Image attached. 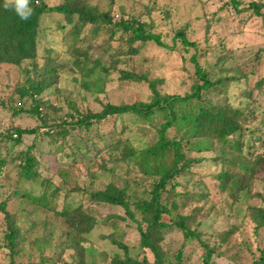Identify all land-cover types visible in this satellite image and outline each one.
<instances>
[{
  "label": "rangeland",
  "instance_id": "1",
  "mask_svg": "<svg viewBox=\"0 0 264 264\" xmlns=\"http://www.w3.org/2000/svg\"><path fill=\"white\" fill-rule=\"evenodd\" d=\"M44 1L52 6L62 0ZM82 1L108 12L113 20L139 19L146 31L160 36L163 45L129 43L121 30L114 27L111 31L112 25L95 31L86 24L76 33L62 14L49 12L40 20L37 57L19 65L0 64V158L6 159L0 174V204L5 203L24 235L18 254L12 255L0 208V264H81L76 250L60 243L66 223L41 203L56 210L81 205L95 217L97 224L82 242L85 264H111L115 255L124 256L125 249L133 258L153 262L150 250L139 246L136 223L118 218L126 216L122 207L91 202L89 192L112 183L126 185L130 200L147 195L154 177L142 172L133 160H118V152L113 154L106 144L117 139L138 149L153 144L164 116L158 113L143 119L128 113L93 122L89 128L73 126L71 121L100 111L105 103L148 101L147 80H158L161 93L190 92L196 81L193 59L210 80L221 82L205 90L202 99L178 106L180 118L169 129V137L191 132L195 110L208 100L240 107L247 117L241 134L230 137L240 144V150L229 144L200 153L185 150L191 162L163 198L175 199L173 217L177 213L191 216L188 226L195 234L184 237L173 228L161 244L171 261L178 254L180 264H251L264 254V226L257 225L250 212L251 206L264 207V167L249 178L250 186L244 190L231 182L222 189L218 176L222 169L245 175L246 164L264 152V15H257L249 5L253 1L261 4L264 14V0ZM178 30L193 44H183ZM47 61L57 68V83L35 101L29 94L22 95L26 79L34 78ZM122 71L144 79L122 78ZM55 125H60L63 134H56ZM16 127L37 131L21 135L14 143L5 135ZM47 127H53V136L45 133ZM103 133L105 140L99 137ZM29 147L39 161V176L33 180L19 177L13 158ZM220 155L232 162L221 161Z\"/></svg>",
  "mask_w": 264,
  "mask_h": 264
},
{
  "label": "trees",
  "instance_id": "2",
  "mask_svg": "<svg viewBox=\"0 0 264 264\" xmlns=\"http://www.w3.org/2000/svg\"><path fill=\"white\" fill-rule=\"evenodd\" d=\"M5 0H0V64L10 63L19 65L24 60H33L38 55V44L40 39V20L45 13L56 12L62 14L68 23L79 33L83 26L90 24L94 30L102 25H112L121 30L128 36L129 43L139 41L146 43L153 41L158 45H163L160 36L151 31H146L144 23L135 17L127 19L119 18L113 20L108 12L97 11L89 7L82 0H62L56 5L49 6L44 0H30L29 7L33 10L28 19H21L15 12L14 8L5 9ZM250 7L254 8L257 15H264L260 11L261 4L253 1ZM61 27L63 25L61 24ZM177 36L185 45H192L183 30L177 31ZM133 53L137 52V48H133ZM49 53L45 57L49 58ZM195 63L196 81L193 83L191 91L184 95L161 93L157 88L158 80H147L151 91L148 101L137 100L132 103H105L98 112H88L84 115L72 119V125H81L89 128L93 122H100L111 116L131 113L143 119H151L158 113L164 116L157 127L156 140L153 144L143 148H136L128 141L117 139L115 142L106 144L113 154L117 151L116 158L121 161L133 160L134 164L139 165L142 172L146 175L154 177V181L148 193L144 197H135L130 200L127 193V186L118 187L112 183H108L102 189H96L89 192V200L96 203H106L122 207L125 217L136 223L139 232V246L147 248L153 255V262L149 263L146 258L138 260L128 255L125 249L124 256L115 255L111 264H180L178 254L175 261H171L167 253L162 247L164 235L171 229L177 228L183 232L184 237H190L195 234L188 226L190 215L177 213L174 217L171 215V208L176 207V201L171 202L163 198L165 193L175 188L177 184L174 179L178 174L185 171L191 162L186 157V151L203 152L210 150H220L225 148L227 144L236 150H240V144L237 141H230V137L241 134L243 123L246 115L240 107H234L224 102L222 104L207 101L204 105H198L195 110L191 132L182 133L179 137H169V129L180 118L178 114V106L182 103L191 102L193 100L202 99V93L211 87L220 83L210 80L208 75L202 68ZM50 61V60H49ZM47 61L45 66L39 71L34 78H27L25 84L21 87L22 95L29 94L37 100V96L43 94L58 81V71L54 65ZM35 68V66H34ZM122 78L140 81L144 77L132 72L122 71ZM37 111V109H34ZM39 113V112H38ZM182 116V115H181ZM65 123V121H63ZM60 125L54 128L57 135L63 134L59 132ZM36 128H20L16 127L12 132L5 135V138L18 143L20 136L23 134H34ZM53 127H47L45 133L53 136ZM15 134V137H13ZM101 140H105V133L100 134ZM17 160L18 175L26 180H33L39 176L36 166L39 161L32 155L31 147L27 150L18 151L13 157ZM221 161L226 160L225 156L218 157ZM4 158H0V174L5 165ZM245 163V161H241ZM245 175H237L231 173L228 169H222L220 176V186L226 188L229 182L236 189L244 190L249 188V178L253 177L258 168L264 167V152L255 155L252 163L246 164ZM170 185L168 188L167 186ZM23 195V194H22ZM47 208L54 209L55 214L61 217L67 225L64 232V238L61 244H68L74 248L80 255V263H84L83 252L85 248L82 242L86 236L92 231L97 224V220L88 214L83 206L79 205L74 208L56 210L48 203H41ZM0 208L4 214L6 223V246L10 249L12 255L18 254L20 244L24 241V235L21 233L15 218L5 208V203L0 204ZM251 217L257 225L264 226V207L251 206ZM139 214V218L136 214ZM115 242L114 239H112ZM39 246V245H38ZM208 261V256L205 258ZM50 261V260H49ZM94 264V263H91ZM251 264H264V254L255 259Z\"/></svg>",
  "mask_w": 264,
  "mask_h": 264
},
{
  "label": "clouds",
  "instance_id": "3",
  "mask_svg": "<svg viewBox=\"0 0 264 264\" xmlns=\"http://www.w3.org/2000/svg\"><path fill=\"white\" fill-rule=\"evenodd\" d=\"M29 4L30 0H5L4 8H14L21 19H28L33 11Z\"/></svg>",
  "mask_w": 264,
  "mask_h": 264
}]
</instances>
